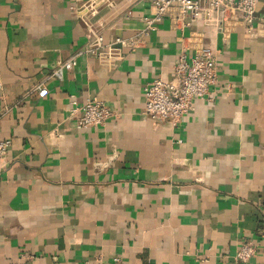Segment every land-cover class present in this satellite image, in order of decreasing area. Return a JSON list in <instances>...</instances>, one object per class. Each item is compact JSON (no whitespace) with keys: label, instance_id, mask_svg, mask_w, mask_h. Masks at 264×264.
<instances>
[{"label":"crops","instance_id":"0c3cea01","mask_svg":"<svg viewBox=\"0 0 264 264\" xmlns=\"http://www.w3.org/2000/svg\"><path fill=\"white\" fill-rule=\"evenodd\" d=\"M87 1L0 0V264H264V0L226 39L163 18L119 62L80 54L89 29L136 39L153 8ZM196 43L215 52L209 97L177 125L142 116L145 85ZM88 99L113 116L79 129Z\"/></svg>","mask_w":264,"mask_h":264},{"label":"built area","instance_id":"2783aa9c","mask_svg":"<svg viewBox=\"0 0 264 264\" xmlns=\"http://www.w3.org/2000/svg\"><path fill=\"white\" fill-rule=\"evenodd\" d=\"M106 0H88L85 7L95 14L98 5ZM129 4L145 3L153 8V14L145 18V28L136 39L103 44L102 38L89 29V45L82 53L98 61L119 62L123 58L122 50L134 48L141 43L140 38L147 37L150 27L163 18L179 30L193 20H200L201 25L213 29L223 39L229 37L239 27L249 30L254 20L258 0H127ZM112 2H110V6ZM189 23L186 24V20ZM89 27V26H88ZM78 55H76L77 57ZM76 57L58 65L53 76L62 79L64 70H70L76 64ZM171 81L154 79L143 89L144 103L141 115L155 122H169L177 125L192 110V101L209 97L210 88L217 82L215 52L196 43L194 54L189 56L183 50L173 67ZM48 94L45 87L37 89V96L44 98ZM81 116L75 121L77 128L102 126L113 116V113L97 99L86 100L80 108ZM10 147L8 140L0 138V166ZM254 253L249 244H243L235 253V258L246 262ZM117 262V259H114ZM103 264L100 260L94 263Z\"/></svg>","mask_w":264,"mask_h":264}]
</instances>
